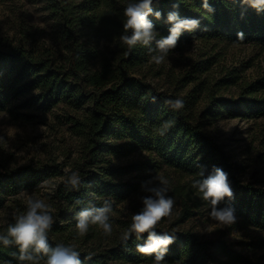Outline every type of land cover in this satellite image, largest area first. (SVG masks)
I'll return each instance as SVG.
<instances>
[{"label": "trees", "instance_id": "obj_1", "mask_svg": "<svg viewBox=\"0 0 264 264\" xmlns=\"http://www.w3.org/2000/svg\"><path fill=\"white\" fill-rule=\"evenodd\" d=\"M208 2L215 9L212 14L202 7V0H160L154 6L163 16L161 20L150 19L162 36L168 34L170 25L165 20L173 4H179L181 16L201 21V28L191 33L185 32L178 46L169 54L194 38L232 44L253 43L264 47V13L257 14L247 6L242 8L239 0ZM113 3V0H84L80 4L49 0L50 11L56 18L61 39L68 51L66 66L56 65L52 56L43 52H33L20 44L0 42V111L6 107L9 99L25 94L30 95L24 103L25 108L36 107L42 112L58 103H66L75 109L88 104L82 118L69 119L73 132L82 142L83 160L78 173L84 186L79 191H70L64 182L56 185L53 199L62 212L61 216L68 211L71 214L62 225L54 222L48 232L50 244L68 245L62 241V236L64 233L75 235L73 230L68 229L73 227L77 230L75 213L81 207L88 206L92 198L90 194L95 195L93 203L96 207L102 206L105 199L112 200L114 211L115 206L124 201L128 194L137 191L134 184L114 182L118 172L99 164L98 155L105 147L102 141L109 137L124 141L118 147L149 152L157 158L159 166L180 176V181L172 187L171 195L181 199L183 219L194 216L201 206L209 208L191 187L192 180L200 178L197 175L201 171L199 166H205V175L213 165L222 168L228 173L234 198H225L219 207L232 206L240 221L264 232V189L252 182L239 180L240 166L221 144L204 133L202 124L192 116L184 100V107L173 111L164 104L166 99H175L173 95L129 76L134 67L146 61L148 49L137 45L129 52L127 46L121 43L125 20L123 13L127 4L116 8ZM85 31L89 33L88 38L93 40L115 41L119 55L113 65L104 64L99 69H92L90 50H84L81 42ZM241 31L245 35L243 41L237 40V33ZM238 87L245 98L235 104L214 102L208 96L210 110L206 108L203 118L216 117L219 110L230 112L234 107H237L236 111L242 110L248 118L263 115L264 99L258 97L257 93L264 91V78L260 82L242 83ZM153 96L156 97L155 102L151 99ZM169 120L174 121L173 126L160 135L161 125ZM55 175L54 170L42 173L30 167L4 169L0 173V206L7 197ZM77 199L82 201L80 205H75ZM13 223H7L0 233H6L8 225ZM92 226L88 233L96 235L101 232L96 230L98 226ZM173 234L176 239L165 256L166 264H244V258L220 238L203 239L192 232ZM109 237L107 249L80 254L83 264L154 263V256H145L136 251V244L144 243L147 234H143L141 240H137L133 234L126 246L117 234ZM258 246L264 248V238L258 241ZM18 251L14 245L4 246L0 243V264L9 261L20 264L12 255H18Z\"/></svg>", "mask_w": 264, "mask_h": 264}, {"label": "rangeland", "instance_id": "obj_2", "mask_svg": "<svg viewBox=\"0 0 264 264\" xmlns=\"http://www.w3.org/2000/svg\"><path fill=\"white\" fill-rule=\"evenodd\" d=\"M63 1L80 4L84 0ZM113 1L116 8H120L129 0ZM48 2L0 0V42L20 44L33 52H43L52 56L56 65L66 66L68 51ZM88 37L89 33L85 31L81 42L84 50H90L92 69H99L104 64L113 65L119 55L115 41ZM129 76L184 100L192 116L202 124L204 133L221 144L240 166L239 180L252 182L264 189V114L248 118L242 110L236 111L237 107H234L230 112L219 110L216 117L203 118L206 108L210 110L208 96L214 102L235 104L245 98L239 90L240 84L262 81L264 47L253 43L232 44L194 38L178 51L168 54L162 64L153 63L148 56L145 62L129 72ZM257 95L264 99V91L259 90ZM29 97L25 94L11 98L0 111V173L4 169L30 167L42 173L54 170L56 175L7 197L0 206V231L7 223L15 222L16 215L25 211L29 196L44 199L51 206L54 222L62 225L71 212L61 216L62 212L53 199L55 187L70 172H78L83 160L81 139L73 132L69 119L82 118L88 104L75 109L66 103H58L42 112L36 107L25 108L24 103ZM123 142L113 137L106 138L102 141L105 147L98 155L101 166L118 172L114 182L137 186L135 193L128 194L115 206L110 217L111 235L121 237L128 230L132 216L143 207L141 197L149 195L142 190L141 184L155 175H161L170 181L168 195L175 200V205L171 215L161 219L156 229L170 234L192 232L203 239L220 238L244 258V264H264V248L258 246V241L264 238L262 230L239 218L230 226H221L211 220L210 209L204 206L194 216L183 219L181 199L171 195L172 187L180 181V176L159 166L157 158L149 152L118 147ZM43 181L48 182L47 187H41ZM68 230H73L75 235L64 233L62 241L74 246L80 254L99 252L110 245V237L105 236L99 227L96 230L101 232L96 235L88 232L78 235L73 227ZM118 264L154 263L131 261Z\"/></svg>", "mask_w": 264, "mask_h": 264}, {"label": "clouds", "instance_id": "obj_3", "mask_svg": "<svg viewBox=\"0 0 264 264\" xmlns=\"http://www.w3.org/2000/svg\"><path fill=\"white\" fill-rule=\"evenodd\" d=\"M159 3L160 0H129L124 8L125 20L123 34L120 36L121 43L127 46L129 52L137 45L146 47L151 61L157 65L162 64L169 52L178 46L180 37L185 32L191 33L201 28L200 19L181 16L178 10L179 4L176 3L166 16L165 22L170 25L168 34L162 36L150 19V17L156 20L162 19V12L154 7ZM239 3L242 8L250 7L257 14L264 13V0H239ZM202 7L208 13L215 12L208 0H202ZM241 16L243 17V13ZM244 39V33L238 32L237 40ZM151 99L155 102L156 97L153 96ZM164 104L173 111H179L184 107V101L180 98L166 99ZM173 124L174 121L171 120L163 122L160 135H164ZM199 167L201 171L197 175L200 178H194L191 187L209 206L211 220L221 226L236 223L237 216L232 206L219 207L225 198H234L228 173L213 165L211 171L205 175V166ZM63 182L70 191H79L84 186V181L77 171L70 172ZM169 185L170 181L161 175H155L141 184L142 190L149 195L141 197L142 209L132 216L130 227L121 236L122 243L126 246L133 234L137 240H141L142 235L147 234L144 243L136 244V251L145 256H154V264H166L165 256L176 239L175 234L156 231L157 224L161 219L171 215L175 205V200L168 195ZM47 186V181L41 182V187ZM90 195L92 198L88 201V206L81 207L75 213L78 235L86 234L89 227L95 225L102 229L105 236H111L113 228L110 217L113 212V201L105 199L102 206L96 207L93 203L95 195ZM81 203L79 199L75 201V205ZM53 224L51 206L44 199L29 196L25 211L15 216V223L8 225L6 233H0V243L18 248V255L17 253L12 255L20 264H41V261L43 264H83L80 253L71 244L56 246L50 244L48 232Z\"/></svg>", "mask_w": 264, "mask_h": 264}]
</instances>
